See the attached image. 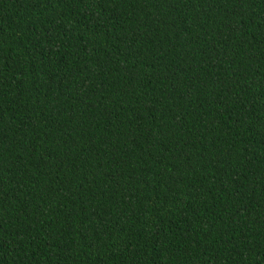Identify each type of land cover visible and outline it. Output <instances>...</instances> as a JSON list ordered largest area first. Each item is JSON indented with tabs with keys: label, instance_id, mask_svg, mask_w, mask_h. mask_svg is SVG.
<instances>
[{
	"label": "trees",
	"instance_id": "trees-1",
	"mask_svg": "<svg viewBox=\"0 0 264 264\" xmlns=\"http://www.w3.org/2000/svg\"><path fill=\"white\" fill-rule=\"evenodd\" d=\"M0 264H264V0H0Z\"/></svg>",
	"mask_w": 264,
	"mask_h": 264
}]
</instances>
